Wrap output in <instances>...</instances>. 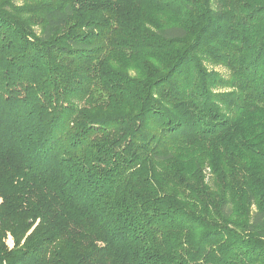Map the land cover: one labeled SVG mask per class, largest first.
I'll return each instance as SVG.
<instances>
[{"label":"trees","instance_id":"trees-1","mask_svg":"<svg viewBox=\"0 0 264 264\" xmlns=\"http://www.w3.org/2000/svg\"><path fill=\"white\" fill-rule=\"evenodd\" d=\"M0 264H264V0H0Z\"/></svg>","mask_w":264,"mask_h":264},{"label":"rangeland","instance_id":"rangeland-1","mask_svg":"<svg viewBox=\"0 0 264 264\" xmlns=\"http://www.w3.org/2000/svg\"><path fill=\"white\" fill-rule=\"evenodd\" d=\"M221 69L224 70V68H221ZM223 72H225V71H223ZM7 243L10 247H12L14 245V240H13V237L11 235L8 236Z\"/></svg>","mask_w":264,"mask_h":264}]
</instances>
